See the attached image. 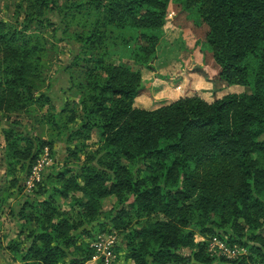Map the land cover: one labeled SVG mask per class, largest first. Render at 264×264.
Instances as JSON below:
<instances>
[{
    "label": "trees",
    "instance_id": "trees-1",
    "mask_svg": "<svg viewBox=\"0 0 264 264\" xmlns=\"http://www.w3.org/2000/svg\"><path fill=\"white\" fill-rule=\"evenodd\" d=\"M26 1L21 28L0 21V112L50 100L60 79L57 72L46 91L32 94L41 82L44 40L29 31L31 21L46 20L70 45L84 81L73 107L59 104L60 139L27 137L12 124L2 129L0 207L9 204L13 223L4 245L10 259L85 264L94 255L90 242L113 231L114 259L120 254L128 264H245V257L264 264V0ZM174 66L247 92L135 107L142 73L161 77ZM96 130L95 165L81 164L73 174L65 164L50 165L33 181L31 196L18 198L16 173L44 145L62 141L75 155L78 147L68 144ZM107 197L114 202L102 211ZM67 199L77 206L76 219L68 215L72 204L60 208ZM216 236L237 243L244 255L208 252Z\"/></svg>",
    "mask_w": 264,
    "mask_h": 264
},
{
    "label": "rangeland",
    "instance_id": "rangeland-1",
    "mask_svg": "<svg viewBox=\"0 0 264 264\" xmlns=\"http://www.w3.org/2000/svg\"><path fill=\"white\" fill-rule=\"evenodd\" d=\"M69 0H60L61 3H66ZM78 1V0H71ZM26 0H0V21L8 24L9 26L19 29L23 23V19L26 17L27 10ZM173 13L170 12L169 15ZM50 21L53 20L51 16H45ZM44 18V17H43ZM171 28V26H169ZM76 28L70 27L69 30H75ZM169 33L176 31V29H170ZM29 31L33 33H40L44 40V49L41 54V82H37L32 90L33 95H37L42 91H46V82L50 76L55 74L60 75V79L50 90L51 99L48 101H34L29 102L28 105L15 112L1 113L0 112V181L4 176V160L3 156V140L2 129L7 128L9 125H13L18 131H21L27 137H37L41 140L49 141L51 139H60L62 135L61 131L57 130L56 126H62V120H59L60 111L59 104L66 103L68 107H73V103L76 102L80 96V89L76 86L78 83L83 82V68L80 62L76 63L71 55V47L64 41L56 39L51 31V27L46 25V20L41 24H36L31 21L29 24ZM79 47V44H75ZM111 60L115 63L117 61H123L122 64H128V60L116 57H112ZM62 65H67L65 68ZM179 67H172L171 74H163L164 76L151 77L148 74L142 73V88L133 99V105L142 109H152L178 98L195 95L204 101H211L214 98L220 97L228 93H245L247 89L237 84H228L219 78H208L202 72L199 71H181ZM178 73V74H177ZM177 74V75H175ZM175 75V76H174ZM69 86V87H68ZM62 87L63 89L59 90ZM68 87V88H67ZM65 88V89H64ZM65 101V102H64ZM55 115L54 120L51 115ZM64 115V113H63ZM71 128V125H68ZM99 144V132L96 130L93 132L88 140H73L68 145L78 147L79 151L75 155H69L66 150V145L62 141H54L51 148L44 145L42 149L37 152L35 160L27 165L22 166L16 173L21 187V192L18 194V198L22 199L23 196H31V190L33 189L32 181L41 172H46L50 165L55 167V170L61 165L65 164L66 169L70 174L76 172L77 167L84 163H90L95 165V156H93L95 148ZM35 144L33 148L35 149ZM34 167V168H33ZM33 168V171H32ZM12 196H10L11 201ZM13 199V198H12ZM114 199L107 197L101 201L102 211H106L113 204ZM72 204L68 215L71 218H77V206L73 204L71 199H67L59 203L60 208L68 209V205ZM9 205V204H8ZM8 205L0 207V264H16L10 259V256L5 252L4 245L6 241L13 237L14 229L12 220L9 218ZM153 218V217H151ZM89 226H87L88 228ZM116 235V234H115ZM220 244L229 246L235 249L233 255L228 256V259H239L244 255L245 249L241 248L237 243H231L228 245L225 243V239L221 240L216 236ZM119 237L117 236V240ZM194 240L201 241L202 238L198 235L194 236ZM208 240V239H207ZM209 241V240H208ZM208 250V249H207ZM186 253V251H183ZM211 254L218 255L216 249L208 250ZM245 264H253L247 257L244 259ZM92 261V259H91ZM115 261V262H113ZM100 260L97 255V259L93 258V261H87V264H97ZM113 264H128L123 260L119 254L117 259H111L110 263ZM109 263V264H110Z\"/></svg>",
    "mask_w": 264,
    "mask_h": 264
},
{
    "label": "built area",
    "instance_id": "built-area-1",
    "mask_svg": "<svg viewBox=\"0 0 264 264\" xmlns=\"http://www.w3.org/2000/svg\"><path fill=\"white\" fill-rule=\"evenodd\" d=\"M33 168H32V171H33ZM38 176L39 175H37L34 178L35 180L33 181L38 180ZM116 241H117V238L113 231L102 232L96 235L94 240L90 242V246L94 249L93 258L97 259V255H98L100 264H109L111 259L114 258V254L112 253V246L115 244ZM214 249H216L218 253L226 257L233 255L235 252V249H232L224 244L223 245L220 244V242L217 240L216 237H212L208 241V250H214Z\"/></svg>",
    "mask_w": 264,
    "mask_h": 264
},
{
    "label": "crops",
    "instance_id": "crops-1",
    "mask_svg": "<svg viewBox=\"0 0 264 264\" xmlns=\"http://www.w3.org/2000/svg\"><path fill=\"white\" fill-rule=\"evenodd\" d=\"M89 261H90V262H92L93 260H92V261H91V260H89ZM85 264H87V262H86ZM88 264H89V263H88Z\"/></svg>",
    "mask_w": 264,
    "mask_h": 264
}]
</instances>
